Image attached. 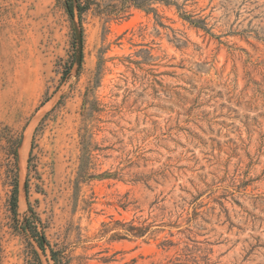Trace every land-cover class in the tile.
Masks as SVG:
<instances>
[{"label":"rangeland","instance_id":"rangeland-1","mask_svg":"<svg viewBox=\"0 0 264 264\" xmlns=\"http://www.w3.org/2000/svg\"><path fill=\"white\" fill-rule=\"evenodd\" d=\"M80 1L0 0V264H264V0Z\"/></svg>","mask_w":264,"mask_h":264},{"label":"trees","instance_id":"trees-1","mask_svg":"<svg viewBox=\"0 0 264 264\" xmlns=\"http://www.w3.org/2000/svg\"><path fill=\"white\" fill-rule=\"evenodd\" d=\"M125 3L127 4L121 12H125L126 9L130 6V5H134L137 7H145V4H148L149 1L151 0H124ZM165 4H169L170 0H162ZM65 8L73 22L74 20V15H75V11H77V15L80 17L83 10H85L86 6L83 5L81 3L80 0H65L64 2ZM148 10L152 11L154 10L153 8H147ZM182 16L186 19L189 20L190 23L195 24L201 28H205V22L204 19H192V17L190 15H186L184 12L182 13ZM16 156V154H15ZM16 160H17V156H16ZM12 202H13V211L15 212V208H16V204H17V185H15L14 190H13V194H12ZM44 242V237L41 236V241H40V247L44 248L43 245ZM44 250V249H43ZM54 251H52V256H54ZM54 258V257H53ZM55 260V259H54Z\"/></svg>","mask_w":264,"mask_h":264},{"label":"water","instance_id":"water-1","mask_svg":"<svg viewBox=\"0 0 264 264\" xmlns=\"http://www.w3.org/2000/svg\"><path fill=\"white\" fill-rule=\"evenodd\" d=\"M73 24H74V29H75L76 39H77L75 62H76L77 69H79L81 66V62H82V31L78 25H75L74 20H73Z\"/></svg>","mask_w":264,"mask_h":264},{"label":"bare ground","instance_id":"bare-ground-1","mask_svg":"<svg viewBox=\"0 0 264 264\" xmlns=\"http://www.w3.org/2000/svg\"><path fill=\"white\" fill-rule=\"evenodd\" d=\"M24 144V143H23ZM20 154L23 156V158H24V155H25V147H24V145L20 148Z\"/></svg>","mask_w":264,"mask_h":264}]
</instances>
